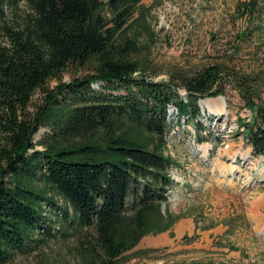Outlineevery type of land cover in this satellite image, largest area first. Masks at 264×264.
<instances>
[{"label": "trees", "instance_id": "trees-1", "mask_svg": "<svg viewBox=\"0 0 264 264\" xmlns=\"http://www.w3.org/2000/svg\"><path fill=\"white\" fill-rule=\"evenodd\" d=\"M140 1L0 0V264L36 232L52 237L65 225L94 228L99 264H118L144 235L168 230L182 216L162 209L173 182L170 104L177 118L193 122L204 97L230 86L250 112L237 117V130L253 154L264 155V47L247 65L225 53L155 80L146 46L129 32L141 20L154 38ZM254 1L236 5L238 18L254 24L260 14ZM254 33L264 45V27ZM69 65L84 74L53 90L44 86ZM38 89L45 99L31 113Z\"/></svg>", "mask_w": 264, "mask_h": 264}, {"label": "rangeland", "instance_id": "rangeland-1", "mask_svg": "<svg viewBox=\"0 0 264 264\" xmlns=\"http://www.w3.org/2000/svg\"><path fill=\"white\" fill-rule=\"evenodd\" d=\"M241 1L252 0H141L154 38H147L141 20L129 32L136 31L138 44L146 46L147 58L158 70L153 79L168 80L170 68L193 69L225 53H233L237 63L249 64L252 53L264 47L261 36L249 35L264 27V0L254 1L260 12L254 24L235 13ZM240 31L243 40L237 41ZM83 74L82 68L69 65L44 86L53 90ZM180 92L184 94L182 88ZM45 95L41 89L34 92L31 113ZM221 98L225 109L220 112L202 99L200 115L193 122L185 114L177 118L174 105H169L166 152L174 160L169 170L173 182L162 209L182 216L168 230L144 235L120 255L118 264H264V155L253 154L242 128L237 130V117L248 119L250 112L236 90L227 86ZM198 125L205 128L199 130ZM44 131L40 128L33 140L38 141ZM229 165L234 167L231 172ZM96 237L93 227L65 225L52 237L36 232L4 264H99L102 252Z\"/></svg>", "mask_w": 264, "mask_h": 264}, {"label": "bare ground", "instance_id": "bare-ground-1", "mask_svg": "<svg viewBox=\"0 0 264 264\" xmlns=\"http://www.w3.org/2000/svg\"><path fill=\"white\" fill-rule=\"evenodd\" d=\"M203 103H207L209 108L214 109L216 112L222 111L224 108L223 99L221 97L212 98V99H203ZM234 167L232 165L227 166V170L231 172ZM259 201L254 202V205L257 206Z\"/></svg>", "mask_w": 264, "mask_h": 264}, {"label": "water", "instance_id": "water-1", "mask_svg": "<svg viewBox=\"0 0 264 264\" xmlns=\"http://www.w3.org/2000/svg\"><path fill=\"white\" fill-rule=\"evenodd\" d=\"M220 97H222V95H219Z\"/></svg>", "mask_w": 264, "mask_h": 264}]
</instances>
